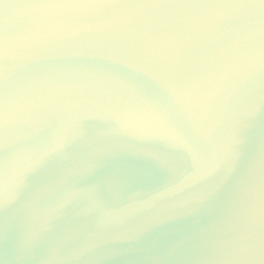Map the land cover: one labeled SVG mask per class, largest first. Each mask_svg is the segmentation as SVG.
Wrapping results in <instances>:
<instances>
[{
    "label": "water",
    "instance_id": "water-1",
    "mask_svg": "<svg viewBox=\"0 0 264 264\" xmlns=\"http://www.w3.org/2000/svg\"><path fill=\"white\" fill-rule=\"evenodd\" d=\"M0 264H264V0H0Z\"/></svg>",
    "mask_w": 264,
    "mask_h": 264
}]
</instances>
